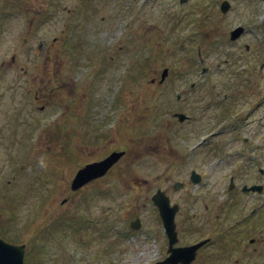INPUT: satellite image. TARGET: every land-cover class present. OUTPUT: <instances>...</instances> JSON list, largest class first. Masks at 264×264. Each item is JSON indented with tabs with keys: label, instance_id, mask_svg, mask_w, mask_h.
Wrapping results in <instances>:
<instances>
[{
	"label": "rangeland",
	"instance_id": "1",
	"mask_svg": "<svg viewBox=\"0 0 264 264\" xmlns=\"http://www.w3.org/2000/svg\"><path fill=\"white\" fill-rule=\"evenodd\" d=\"M48 1L50 6L47 7L48 11L46 13L49 14V18H46V21H49V35L50 37L53 35L60 37L63 34L66 39L68 38V48L71 50L67 52L68 57L69 54H76L77 56L74 60L87 62L86 64L89 68L92 63L103 64V62H106L103 60L107 52H113L115 58L110 71L107 67L104 70L99 68L97 74H92L93 78L87 77L88 79L82 82V79L77 80L78 77L73 71H71V75L68 78L63 75L62 62L66 61L63 58L62 47L59 44L52 46L50 62L53 64L55 71L50 74L52 77L50 83L53 82V92L50 95V103L43 109V112L38 110L41 105L39 104L40 100L35 101L36 107L32 95L29 96L26 91L31 83L24 80L23 76L17 77V75L22 74L21 66L31 68L36 63L30 62V59H28L36 51H30L26 55L25 53L27 52H25L24 55H20L19 60L26 58V62H16L13 67H7L9 62H0V233L8 239L26 243L33 240L34 236L47 235L48 241L45 239V242L42 243L45 245V249L41 252L42 254L40 253L37 256L39 263L43 264H139L136 259L132 258L137 252L133 253L130 250L138 243L142 245L140 246L142 250L140 257L144 261L141 264H153V257L157 255L159 247L164 245L162 237L157 235L160 231V221L156 209L150 205V200L148 198H138L139 195L137 193L141 191L144 193L145 188L142 186L143 184L135 185L137 183L135 176H142L148 180L145 185L147 187V195L154 191L152 185H154L157 176L168 175L172 180L185 181L191 168L202 172L205 178L208 175L206 178L208 183L203 186L221 188L225 186L226 179H219L218 175H220V172L227 174L231 168L234 169V163H237L235 167L240 164V160L232 162V165L224 166L221 170L215 167L214 169L217 173L213 174V169L209 168V165L211 163V165L217 166V163L213 158H209V152L202 146L193 150L190 149L200 141V136L203 135V132L192 129V126L188 128L186 124H180L172 132L169 130L170 128L165 131L167 136L173 140L171 144L180 154L171 162L157 159L155 156L147 154L148 152L144 153V148L140 147V145H145L146 150L149 151L150 145L153 146L156 142L155 138L159 137L161 129H165L161 126V123L171 120L173 108L180 107L192 112V109L187 108V106L192 107L195 101L194 94L189 95L187 102L175 101L176 99L171 94V80L157 89L151 87L152 89L147 88L145 89L146 91H142L143 86L146 87L148 85L147 81L150 77L154 76V74L159 75L164 66L170 67L172 74H181L176 71L177 69L179 71L182 69L178 62H186V68H190V64L193 62L192 57L195 59V52L191 53L192 57L188 56L186 49H180L176 44V33L183 29L186 31L187 28H183L182 24L175 21L172 12L159 13L155 7L151 6L142 12L144 13L141 17L143 22L135 17H115L116 27L120 23L125 24V22L131 21L129 28H133V30L128 40L123 39L124 35H119L114 42V49L112 50L110 46L105 45L103 40L105 36L104 28H106L105 20L101 16L97 17L99 24L96 25L102 31L98 35V47L102 46L103 50L98 48L97 52L93 50L91 48L92 38L88 35V38L86 39L85 37L82 41L83 43L91 42V45L78 44L76 46L78 51L72 50L73 43L76 40L79 42V38L86 34L87 29H84L85 26L91 28L92 17H94V7H91V3L94 0ZM87 5L89 8H87ZM27 7L33 13L38 5L33 1L31 6L27 5ZM20 8L21 10L24 9L23 3H21ZM3 12L2 0H0V13L2 14ZM237 15V11L233 8L224 17L223 22L226 29L241 23L240 21L243 19ZM263 16L264 2L259 1L257 23L261 24L264 19ZM213 18L211 15L210 19H206V24L209 25L211 23V26L214 27ZM205 27L206 25L200 17L199 20L194 21V26L190 30L198 28L202 32L201 39H204V42H209L207 35L203 31ZM259 32L258 30V42L252 40L251 33L249 34L250 40L255 44L260 43ZM142 33L143 40L141 43L139 41ZM144 36L147 40H145ZM253 37L256 39L254 34ZM126 41L130 43L128 46L129 50L128 47L122 48ZM254 43L253 45L255 46ZM243 48L242 41L231 42L226 39L220 46L208 45L204 53L207 56V62H214V64L217 60L225 62L227 70L238 75L239 78L237 79L240 80L232 83L234 90L246 89V87L252 85L254 87H249V90L254 89L264 92V77H259L258 73L253 75L249 71L252 65L243 69L242 65L238 63L243 62L240 60L242 57L244 62H254L253 58H256L255 51L247 52V54ZM10 53L11 51L6 48L2 49L0 51V61ZM259 58L261 60V54ZM70 61L71 59L68 60V62ZM41 63L42 61H40V65ZM235 63H238L236 66L238 71L234 68ZM82 71L85 72L83 67ZM263 73L262 75L264 76ZM68 80L72 81L67 83ZM257 80L258 82L260 81L258 85L257 83L255 84ZM112 86L114 88H111ZM62 87L68 93L73 91V87H76L81 94L82 92L84 93L86 88L89 90V96L84 98L86 102L83 105L85 111L89 108L92 114L86 113L85 116L82 115L86 119L84 127L90 123V127L93 125L99 130L112 131L114 127L112 122L107 124V118H116L119 112L127 107L131 110V116L134 115V121H130L131 128L128 132L131 138L136 137L130 142V156L136 157V160H131L127 164V168L119 166L118 169L120 171H110L104 179H100L94 184V187L98 188L88 189L87 191H74L71 196L74 200L73 203L68 200L65 204L60 203V200L71 192L69 190L70 179L73 177L74 171L83 163L79 161V158L84 153L86 155V152L82 149L83 152L80 153L81 149L73 144L69 146L71 152H68L65 148L67 143H74L76 140L73 137L75 132H71L75 124L69 128L71 121L67 125L65 121L62 122L64 119L62 112H67L70 106L78 110L82 97L79 98L78 102H75V105H69L68 103L63 105ZM111 90H115L114 96ZM96 94L99 98L97 101L95 99V103L92 104V98ZM111 96H113L111 111L103 110L101 103L104 102L103 107H107ZM259 97V100H261L262 97ZM132 107H135V109ZM20 110H22L21 114H19ZM42 116H45L44 119H46L44 129L40 125ZM196 116L199 118L197 126L201 127L205 122V114L197 113ZM72 119H74L73 123L76 122V124L82 121L78 117H72ZM177 124L179 123L176 121L171 128ZM263 124L264 122L262 121L260 126H258L259 131H263V134L256 132L257 136L259 135V140L263 139L264 136ZM64 130L71 132V135L66 138L69 140H67L66 144L64 143L66 141L64 140L65 138H63ZM31 133L32 136H30ZM142 136H144L143 140L139 141ZM89 140L85 139V144L98 147L103 144L101 138L91 142ZM24 141L27 144H32L30 148H34V154L36 152L40 153V155L34 157L37 159L38 169H28L25 166L24 168L19 167V164L24 162L23 160L26 156L31 158L29 165H34V155H28V145ZM63 143L65 146L62 145ZM248 150L249 154L255 153L256 159H259V165L264 167V145L259 144L254 147L249 144ZM67 152L68 157H70L68 159H66L67 156L64 157ZM89 154L94 155L92 153ZM97 156H100V154L87 157L84 161ZM248 158L250 159L249 155ZM38 175L43 177H38ZM60 177L63 178L61 179ZM261 179L264 181V178ZM212 181H220V183H211ZM129 184L131 185L129 186ZM100 187H106L107 189L102 190L105 188ZM150 187L153 188L151 189ZM183 192L186 191L174 193V197L178 198ZM215 192L217 194H214V197L217 199L216 201L220 202V190H215ZM199 193L201 191H195L193 196L196 197ZM135 201L146 202V205L142 208L143 210L140 211L146 232L140 233L133 238L125 239L122 231L117 226H125L127 224L132 214L130 204ZM192 201L197 202L192 205L182 204V213L179 217L180 220L185 221L189 215L190 224L194 222L193 226L191 225L193 231L191 236H186L184 241L195 240L197 237L209 232L215 233L217 231L222 233L218 238H215V242L200 249L192 264H264V240L258 244L256 252L251 247L244 250L247 236H243L245 238L241 240L236 235L234 227L229 229L236 216H230L228 220H225V214L224 216L215 217V202L207 203L208 207L205 208L202 204L203 200L192 199ZM137 208L139 209V207ZM73 211L77 216L70 220ZM263 214L264 212L261 215ZM82 216H96L99 223L96 227H87L77 221ZM255 217L259 219L257 221L259 226L260 219H264V217ZM67 220H70V226L62 228V221ZM107 220L110 223L103 224ZM112 225L116 226V230L113 229ZM226 228L228 231H224ZM101 230L103 231L101 232ZM99 234L102 235L97 238L96 236ZM260 236L264 239V231H262ZM83 239H86L87 243L81 244L80 241ZM107 240L110 241V244L106 242ZM33 244L35 246V241H33ZM36 244L38 245V243ZM29 247L30 245H27L28 249ZM26 255L27 260L31 259L30 253Z\"/></svg>",
	"mask_w": 264,
	"mask_h": 264
},
{
	"label": "flooded vegetation",
	"instance_id": "2",
	"mask_svg": "<svg viewBox=\"0 0 264 264\" xmlns=\"http://www.w3.org/2000/svg\"><path fill=\"white\" fill-rule=\"evenodd\" d=\"M30 1L37 3L38 11H33V13L29 10L21 11V15L18 17L19 20L21 19V27H17L16 31L11 34L18 36V38L22 40V43H20V49L30 50L32 52L36 51V53L32 54V60L34 62H43L42 65L36 64V67L31 70L32 76L28 75L32 83L39 82L38 89L34 90L33 96L35 101L39 99L42 102L40 103L41 105L38 110L43 112V109H45V107H47L50 103V74L55 70L51 64H48L51 58V41L49 37V21H46L47 16L43 11L46 5V0ZM222 1L223 0H94L93 2L94 17H92L91 31L92 33L95 32V42L98 44V35L102 32L96 25L99 24V22L97 23L96 18L101 16L103 20H105L106 26V28H104L105 36L103 40L105 41V45L108 47L110 46L111 49H114V42L119 35H124L123 39L128 40L133 30V28H129L131 21L125 22V24L120 23L116 27L114 22L116 19L114 20V18L135 17L139 19V21L143 22L141 17L144 13L142 12L151 6L155 7L159 13L172 12L175 21L182 24L183 28H187L186 31L183 29L182 31H178L176 33V44L180 47V49H186L185 51L188 56H191V53L195 52V59L191 56L193 62H191L190 68H186V62H178V64L182 66V69L180 71L177 69L176 71L181 74L175 75L172 74L170 67L164 66L159 75L156 74V76L154 74V76L150 77L147 81L148 85L146 87L143 86L142 91H146L145 89L147 88L157 89L171 80V94L176 99L175 101L184 103L187 102L190 94L195 95V101L192 107L187 106V108L192 109V112L180 107L173 108L171 120H166L161 123V126L165 129H161L159 137L155 138L156 142L153 146L150 145V150L147 151L145 145H140V147L144 148V153L148 152L147 154H151L157 159L169 162L177 158V155L180 154L178 153V150L174 148L173 144H171L173 140L167 136L165 131H168L170 128L169 130L172 132V130L176 129L180 124H186L188 128L192 126V129L203 132V135L200 136V141L190 149L193 150L202 146L207 152H209V158H213L217 163V166L211 165V163L209 165V168L213 169V174L217 173L214 169L215 167H218L221 170L224 166L232 165V162L240 160V164L236 166L237 168L235 167L237 163H234V169L231 168L230 172L227 174L222 171L220 172L219 170V179H226L225 186H222L221 188L203 186L208 183L206 180L208 175L205 178L202 172L196 170L195 168H191L188 176L185 178V181L172 180L168 175L157 176L154 185H152L154 187V191L150 195H147V187L145 185L148 180L142 176H135V180H137L135 185L143 184L142 186L145 188L144 193L142 191L137 193L139 195L138 198H148L150 200V205L156 209L157 216L160 221V231L157 235L162 237L164 245L163 247H159L155 261L165 259L169 254L168 239L163 228L162 216L160 213V207L164 205V197L167 198L168 204L170 206L175 205L177 210L174 216L176 239L175 243H172V247L194 244L195 242V240L184 241L186 236H191L193 232L191 225L193 226L194 222L190 224L191 221L188 220L189 215L185 221L180 220L179 218L182 213V204L187 203L192 205L194 202H197L192 201V199L203 200L204 202L202 204L205 208L208 207L207 203L215 202V217H219L220 215L224 216L225 214L224 218L225 220H228L230 216H236L233 224L229 226V229L234 227L233 229L236 230V235H238L241 240L247 236L245 239L244 250L251 247V249L256 252L258 244L264 240L260 236L262 231H264V219H260V224L258 226L257 221L259 219L255 217H264V214L261 215L264 212V181L261 179L264 178V167L259 165V159H256L255 153L253 152L249 154L250 152L248 150L249 144L254 147L259 144L264 145V136L263 139L259 140V135L257 136L256 134V132L263 134V131H259L258 126H260L262 121L264 122V92H259L254 89L249 90V87H254L252 85L246 87V89L234 90L232 83L236 80H240L237 79L239 78L238 75L230 70H227L225 62H220V60L215 61V64L214 62H207V56L204 53L208 45L214 47L215 45L220 46L226 39H229L231 42L242 41L245 53L255 51L256 58H253L254 62H244L242 57L240 60L243 62L238 63L242 65L243 69L252 65V68L249 71L253 73V75L258 73L259 77H264L262 75L264 71V19L261 24H259V22L257 23L258 20H256L258 16V3L259 1L264 2V0H227L229 2V8L225 13L221 11ZM233 8L237 11V16L243 20L240 21L241 23L235 24L226 29L223 20L224 17L233 10ZM35 12H37V14H35ZM211 15L214 17V27L211 26V23L209 25L206 24V19H210ZM200 17L206 25L203 31L207 35L209 42H204V39H201L202 32L199 31L198 28L190 30L191 27L194 26V21L199 20ZM234 27L240 28V32L235 39H230V32ZM258 30L260 31V43L255 44L250 40L249 34L251 33L250 36H252V40L257 41ZM253 34L256 39H254ZM1 35H4V32H0V36ZM140 38L139 42L142 43L143 33ZM144 38L147 40L145 36ZM13 44H16V42ZM260 54L261 60L259 58ZM224 60L226 61L225 58ZM13 61H15L14 57ZM65 61H67V59ZM86 63L87 62H62L63 75L68 78L71 75V71H73L78 77L77 80L82 79V82H85V80L88 79L87 77L93 78L92 74L98 73V67L97 65H91L89 68ZM108 63V70L110 71L113 66L112 57ZM238 63L234 64L235 70H237L236 66ZM82 67L85 72L82 71ZM165 70L167 73L163 76L162 72ZM25 72H27V70ZM41 72L42 75L40 74ZM69 81L72 80H68L67 83ZM256 83L258 85L260 81L258 82L257 80L255 84ZM111 88H114V86ZM114 92L115 90H111L113 96ZM87 96H89V90L87 88L84 93L82 92L81 94L76 87H73V91L71 93H68L66 89L62 87L63 105L66 103L69 105H75V102H78L79 98L82 97L78 110H76L75 107L70 106L67 112H62V114H64L63 117L66 125L70 121L72 122L74 120L72 117H78L79 120H82L79 124H76L75 122L74 128L71 131L75 132V136L73 135V137L76 138L74 143H67L68 139L66 138L71 135V132L68 131L67 133H64V140H66L64 143H67V146H65L64 143L62 145L65 146L68 152H71L69 147L70 144L79 147L81 149L80 153L83 152L82 149L86 152V155L84 153L83 156L79 158V161L83 162L80 167L86 163L101 160L114 151H120L122 154L119 156V159L104 173V175L89 180L75 191H87L88 189L92 190L94 188H98L94 187V184L100 179H104L110 171H120V169H118L119 166L127 168V164H129L131 160H136V157L130 156V142L132 139L136 138H131V135L128 132L131 128L130 121H134V115L131 116V110L125 107L119 112V115H117L116 118H107V124L112 122V126L114 127L112 131L99 130L93 125L90 127V123L84 127V121L86 119H84L85 117L82 115L85 116L86 113L92 114L89 108L85 111V107L83 105L84 102H86L84 101V98H87ZM95 96L92 98V104L95 103V99L97 101L99 98L98 95L96 98ZM113 96L110 97V103H107V107H103L104 102L101 103L103 110L111 111ZM259 96L262 97L261 100H259ZM132 108L135 109V107ZM178 113H182L184 116L179 117ZM197 113L205 114V122L203 121L204 124H202L201 127L197 126V122L199 120L196 116ZM44 118L45 116H42L40 121L42 122ZM176 121L179 124L171 128ZM45 126L46 124L44 122L42 124V128L44 129ZM68 127L71 128L72 125ZM98 138L102 139L101 142H103V144L101 147L85 144V139H90L89 141L91 142L97 141ZM143 138L144 136H142L139 141L143 140ZM89 153L94 155H90ZM98 153L100 156L84 161L87 157L99 155ZM248 155L250 156V159L248 158ZM209 173L211 174L210 171ZM38 177L43 176L38 175ZM213 182L220 183V181H212L211 183ZM100 188H105L102 190L107 189L106 187ZM215 190H220V202L216 201L217 199L214 197V194H217ZM178 191L186 192L181 193L178 198H175L174 193ZM195 191H201V193L194 197L193 193ZM73 192H70L66 195V197H64L62 204L67 203L68 200L70 203H73L74 200L71 197ZM154 193H157L158 195L157 204H154L152 201V195ZM145 205L146 202L138 201L130 204V210H132L131 218L128 219L125 226H119L121 227L122 235L125 239L133 238L140 233L146 232L145 223L143 222L140 213ZM137 207H139V209ZM106 222L110 223L108 220ZM112 226L115 228L114 225ZM224 231H228L227 228L224 229ZM221 234V232L217 231H215V233L209 232L203 234L201 237H210L208 240L209 242H207L208 244L204 243V245L200 246L196 254L202 247L215 242V238H218ZM46 238L47 236L43 234L37 235L34 236L33 240H30V243L27 244L30 245V247L26 254L30 253L31 255V259H29L28 264H43L39 263L37 256H39L45 249V245L39 244L42 242L40 239ZM33 241L38 243V245L35 244L34 246ZM106 242L110 244L109 240ZM140 246L142 245L138 243V245L133 248L130 247L132 248L130 249L131 252H137L136 255H133V257L131 256L132 258L139 257L138 259L142 260L140 257L142 253ZM193 261H195V259ZM193 261L188 264H192Z\"/></svg>",
	"mask_w": 264,
	"mask_h": 264
},
{
	"label": "water",
	"instance_id": "3",
	"mask_svg": "<svg viewBox=\"0 0 264 264\" xmlns=\"http://www.w3.org/2000/svg\"><path fill=\"white\" fill-rule=\"evenodd\" d=\"M115 156L107 157L106 160L86 165L85 168L79 170L72 182V187L76 188L84 183L91 177L102 174L106 168L113 162ZM154 202L157 204V199L153 197ZM160 213L164 222L165 229L170 238V241H174L173 232V212L169 210L167 201H164V205L160 207ZM172 243V242H170ZM199 244H195L186 248H174L171 249V263L173 264L176 260H180L181 263H188L193 257L196 247ZM23 245L11 244L0 238V264H23ZM164 263V262H163Z\"/></svg>",
	"mask_w": 264,
	"mask_h": 264
}]
</instances>
